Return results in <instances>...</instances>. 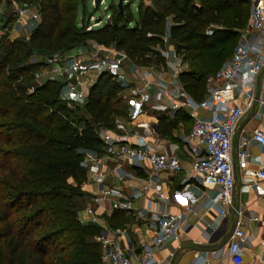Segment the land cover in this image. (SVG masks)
<instances>
[{
	"label": "trees",
	"instance_id": "trees-1",
	"mask_svg": "<svg viewBox=\"0 0 264 264\" xmlns=\"http://www.w3.org/2000/svg\"><path fill=\"white\" fill-rule=\"evenodd\" d=\"M16 1L34 4V0H0V5ZM81 1L85 0L35 2L40 20L28 39L0 42V117L6 119L7 128L0 131V156L5 158L0 161V264H17L22 253L25 264H99L101 256L93 239L99 228L81 223L73 202L81 198L79 190L86 180L78 152L98 149L95 130L111 127L113 117L121 112L115 105L119 87L106 75L98 79L81 107L90 121L78 130L67 119L71 110L60 103L61 83L46 81L27 92L37 68L29 63L30 55L58 48L70 51L80 37L93 35L98 44L113 45L137 65L163 64L156 48L162 45L170 15V39L187 63L178 78L199 99L205 94L206 77L222 64L217 51L210 55L208 49L235 40L233 29L245 25L250 4L249 0H199L198 5L194 0H153L152 5H140L133 25L126 6L120 12L111 5L112 14L104 25L85 30V14L76 23ZM13 22L6 17L1 27L9 28ZM213 24L220 28L207 34ZM125 215L114 211L109 223L121 226Z\"/></svg>",
	"mask_w": 264,
	"mask_h": 264
},
{
	"label": "built area",
	"instance_id": "built-area-1",
	"mask_svg": "<svg viewBox=\"0 0 264 264\" xmlns=\"http://www.w3.org/2000/svg\"><path fill=\"white\" fill-rule=\"evenodd\" d=\"M130 1L124 0L127 3ZM102 2L103 0L100 4ZM91 4L94 5V0H91ZM15 12L12 28L40 20L39 7L35 5L17 7ZM99 23L100 20L89 16L85 30L93 29ZM171 24L167 20L161 36L162 45L156 48L164 63L172 70L173 78L169 80L171 88H167L168 81L157 76L154 66H141L133 62L128 65L129 59L125 53L114 47L92 42L70 51L30 55L29 63L37 65V68L33 72V82L27 92H34L46 81H56L73 94L75 101H84L89 89L101 76L106 75L118 85L121 96L130 99L134 104L141 103L142 97L152 86L169 97L176 94L180 101L173 106L189 108L192 118L185 142L190 157L189 176L200 184L197 192L201 194L205 189L209 190L206 208L219 206L222 216L226 215L229 208H233L237 217L241 218L245 215L244 208L242 205L235 207L233 198L235 166L249 178L241 181V189H254L260 196H264V131L255 128L249 135L242 136L238 149L233 154V136L240 119L254 104L264 106V80L258 81V95L254 92L258 76L264 69V0H252L248 23L251 34L244 36L229 59L206 77L205 95L199 99L190 95L176 78L179 70L185 68L186 64L175 48L169 46ZM128 76L133 78L134 84L127 79ZM116 124L118 131L104 128L95 130L100 143L97 150L102 151V156H95L89 149H83L85 157L82 163L88 167L91 178L98 175L104 158L117 164L124 161L136 165L146 163L152 173L182 171L176 154L159 149L145 135L136 133L131 128L130 121H117ZM251 144L257 145V154L250 151ZM249 161L255 162L259 167L249 168ZM113 172L123 180L124 176L118 167ZM139 187L141 190L148 189L144 181H140ZM136 189L130 191L122 204L120 198L123 195L120 189L103 185L89 196L88 203L82 209L83 215L78 217L79 221L98 224L99 217L93 206L108 198L113 199L112 208L130 210L131 199L138 195ZM158 196L163 197V193L158 192ZM195 202L193 197L190 204H185L177 214L164 209L157 211L155 229L142 247L143 264H156L155 251L166 243L179 241L181 235L188 231L192 224L188 218L196 215L193 206ZM248 219L257 221L258 217L249 216ZM240 223L241 219H237L226 248L232 264L242 263L241 242L245 234ZM124 235L125 232L121 229H104L94 236V240L100 245L102 259L108 264H134L129 247L121 243ZM260 243L264 247V239ZM173 256L174 252L171 251L169 258Z\"/></svg>",
	"mask_w": 264,
	"mask_h": 264
},
{
	"label": "crops",
	"instance_id": "crops-1",
	"mask_svg": "<svg viewBox=\"0 0 264 264\" xmlns=\"http://www.w3.org/2000/svg\"><path fill=\"white\" fill-rule=\"evenodd\" d=\"M194 1L196 5L199 4V0ZM250 1L252 2V0ZM152 2L153 0H140L137 6L138 14L142 3L152 5ZM167 20L172 23L170 15L166 17V23ZM131 23L129 24H134ZM248 23L249 14L242 28L233 29L235 31L234 41L236 45L241 42L244 36L248 37L251 34ZM17 26L14 28L10 27L12 29L11 33L13 31L17 33L13 38L18 35ZM100 26H102L101 22L97 27ZM214 28L220 27L213 24L206 33L211 34ZM169 46L175 48L171 39L169 40ZM179 55L182 58V55ZM130 63L132 62L129 61L128 65ZM183 63L187 67L186 61H183ZM163 64L166 68L159 69L156 64L150 66L156 68L157 76L168 81V84H166L167 88H171L172 85L169 80L173 78L172 70L165 63ZM185 68L180 69L179 72ZM178 74L176 78L183 86ZM127 79L132 84L135 83L131 76H128ZM259 80H264V69L258 76L257 84L254 88L256 95L259 93ZM62 88L60 93H62ZM119 91L115 105L121 112L113 117L111 127H105L104 129L118 131L117 121H130L131 128L136 133L145 135L159 149L176 154L183 169L179 173H152L146 163L136 165L135 163L124 161L117 164L104 158L98 169V175L91 178L86 166V180L81 185V199L83 198L85 201L78 209V217L83 215L82 209L88 203L89 196L97 192L103 185L120 189L123 195V198H120L122 204L130 191L137 188L138 195L131 199L132 208L130 210L112 208V198L106 199L99 205L94 204L93 208L99 217V223L96 224L99 231L104 229L123 230L125 235L121 241L122 245L129 247L134 264H143L142 247L148 242L155 229L157 211L164 209L170 213L177 214L185 204H190L191 199L194 197L196 202L193 206L196 215L188 218L192 223L191 227L186 233L181 235L179 241L166 243L155 251L156 264H232L226 252L229 237L222 247H216V245L231 227L234 229L237 219H241L240 227L245 234L241 242V264H264V247L260 243L264 239V196H260L254 189H241V181L249 179L245 173L239 171L235 166L234 206L242 205L245 213L243 217L238 218L233 208H229L225 216L219 213V206L206 208L208 207L206 206V196L209 190L205 189L204 193H201L202 195L199 194L200 192H197V190L200 188V184L197 180L191 178L188 173L190 157L187 152L185 136L189 132L192 123L189 113L190 109L184 106L174 107L173 104L180 101L179 97L176 94L173 97H169L167 94L159 92L155 86L150 87L142 97L143 101L138 104H134L130 99L122 97ZM255 128H260L264 131V106L260 107L257 104H254L239 121L233 136V154L238 149L240 138L249 135ZM130 140L133 142V138ZM249 149L253 154L258 153V147L255 144H251ZM89 152L98 157L102 156V151L97 149H90ZM116 167L122 172L123 180H120L113 172ZM248 167L257 168L259 165L249 161ZM140 181L147 183V190H141L139 187ZM158 192H162L163 197L160 198ZM114 211H124L126 213L123 225L113 226L109 223L108 219ZM249 216H256L258 220L250 221L248 219ZM211 235L216 237L213 242L208 241ZM171 251L174 252V256L170 259L169 253Z\"/></svg>",
	"mask_w": 264,
	"mask_h": 264
},
{
	"label": "rangeland",
	"instance_id": "rangeland-1",
	"mask_svg": "<svg viewBox=\"0 0 264 264\" xmlns=\"http://www.w3.org/2000/svg\"><path fill=\"white\" fill-rule=\"evenodd\" d=\"M35 2L38 3V2H40V0H34V2H33L34 4H32V5H35L38 7V4ZM117 2H118V0H103V2L99 5L98 8H95L94 5L91 4V0H85L84 2L83 1L79 2L78 6L76 8V23L79 25L80 19L85 14L86 19L89 16H93L94 19L100 20L101 24L104 25L109 20L111 14H112L110 6L114 5V7H115ZM139 2H140V0H131L129 3L123 2V5L127 7L128 12H130L132 15V19H131L132 23L131 24L134 23L135 19H138L137 6L139 5ZM23 5H24V3L18 2V1L12 2L11 5H7V4H5V2H2V4L0 5V42L5 41V39H7L8 41H13L15 39L26 41L28 39L29 35L31 34V32L33 31V29L36 27L37 21L36 22H28L27 24H23V25L22 24L18 25L17 26L18 35L15 38H13V37L17 33L15 31H13L12 32L13 34H12L11 33L12 29H10V27L6 28V29L4 28L5 30L1 27V24H3L2 22L4 21V18H6V17L10 18V19H12V21H14L15 16H16V12H15L16 8L23 6ZM251 8H252V2L249 4V13H248L249 15H250ZM1 18H3V21ZM83 42H85L86 44H89L92 42L97 43V39L93 35H89V36H85V37L83 36V37H80L79 42H77V45L80 46L81 43H83ZM103 46H105V45H103ZM235 46H236V42L233 39H231V40H228L227 42H225L223 45L222 44L217 45V46H214V47L208 49L207 53L211 55L217 51V53L219 55L218 56L219 59H221L223 62L229 58V56L233 52ZM107 47H114V46L113 45H107ZM61 50H62V48H58V49L49 50V51L58 52ZM121 52L124 53L122 50H121ZM152 59H154V58H152ZM152 62H155V61L152 60ZM157 67L159 69L166 68V66L164 64H158ZM217 68L218 67L216 66V67H214L213 70H215ZM61 92L62 93H59V96H58L60 103L65 104L67 106V108H69L71 110V113L69 116H67V119L72 120V125L75 128H77L78 130H81L85 125V120L90 121V117L87 116L83 112V109L81 108L83 101H75L74 98L72 97L73 94L70 93L65 86L62 88ZM34 97H36V96H34ZM4 124H6V119L3 117H0V131H5L7 129L6 127L3 126ZM100 128H105V127H100ZM78 153L81 155L82 159H84L85 154L83 153V150L80 149ZM1 160H5V158L0 156V161ZM81 166H82V168H84L86 170V164L84 162L81 163ZM79 191L82 192L81 187H80ZM84 201L85 200L83 198L82 199L80 198L77 201H76V199L73 200V202H76L77 208L82 206ZM2 255H3V253L0 250V261H1ZM16 261H17V264H25V254L24 253L20 254ZM99 264H107L106 261H104L102 259V256H100Z\"/></svg>",
	"mask_w": 264,
	"mask_h": 264
},
{
	"label": "water",
	"instance_id": "water-1",
	"mask_svg": "<svg viewBox=\"0 0 264 264\" xmlns=\"http://www.w3.org/2000/svg\"><path fill=\"white\" fill-rule=\"evenodd\" d=\"M100 2H101V0H94V7L95 8H98L99 7V5H100ZM123 2H124V0H118V2H117V4H116V6H117V8L120 10V12H123L124 11V5H123ZM120 55H117V57H119ZM232 229H233V227H231L223 236H222V238L219 240V242L217 243V245H216V247H222L225 243H226V241H227V239H228V237L230 236V234H231V232H232ZM215 238L216 237H214V235H211L210 237H209V239H208V241L209 242H213L214 240H215Z\"/></svg>",
	"mask_w": 264,
	"mask_h": 264
}]
</instances>
